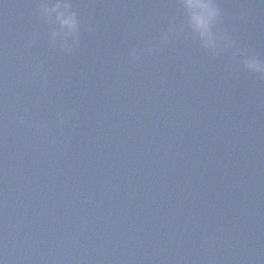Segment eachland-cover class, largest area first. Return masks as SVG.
Returning a JSON list of instances; mask_svg holds the SVG:
<instances>
[{"label": "water", "instance_id": "1", "mask_svg": "<svg viewBox=\"0 0 264 264\" xmlns=\"http://www.w3.org/2000/svg\"><path fill=\"white\" fill-rule=\"evenodd\" d=\"M218 2L264 58V0ZM42 3L0 0V259L264 264V76L204 51L178 0H75L95 30L72 54Z\"/></svg>", "mask_w": 264, "mask_h": 264}, {"label": "clouds", "instance_id": "2", "mask_svg": "<svg viewBox=\"0 0 264 264\" xmlns=\"http://www.w3.org/2000/svg\"><path fill=\"white\" fill-rule=\"evenodd\" d=\"M178 6L183 12V25L200 47L213 58L225 53L236 59L249 72L264 76V58L255 54L249 48L240 45L236 37L223 25V10L218 0H178ZM39 15L48 25L47 43L51 49L72 54L81 42V33L85 29L94 31L91 23H85L78 13L75 0H43ZM175 32L173 24L161 36L162 42L171 39ZM140 52L133 48L129 52L131 59L137 60ZM40 77V83L46 85L47 73L39 68L33 73ZM20 119H23L21 116ZM63 124V120L59 121ZM46 125H39L44 127ZM0 264H5L0 259Z\"/></svg>", "mask_w": 264, "mask_h": 264}]
</instances>
